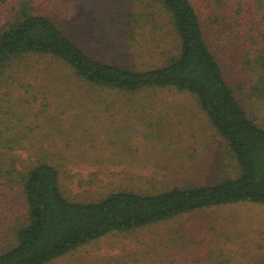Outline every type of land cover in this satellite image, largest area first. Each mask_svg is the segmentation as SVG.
<instances>
[{
  "label": "trees",
  "instance_id": "1",
  "mask_svg": "<svg viewBox=\"0 0 264 264\" xmlns=\"http://www.w3.org/2000/svg\"><path fill=\"white\" fill-rule=\"evenodd\" d=\"M68 3L103 14L116 41L106 47L69 23L59 12ZM231 36L264 84V0H0V207L22 212L10 220L0 264H51L111 233L214 207L264 206V125L249 116L238 98L244 87L228 80L216 50ZM161 90L194 97L231 154L232 174L75 196L66 184L71 157L46 130L69 121L62 133H71L93 107Z\"/></svg>",
  "mask_w": 264,
  "mask_h": 264
},
{
  "label": "rangeland",
  "instance_id": "2",
  "mask_svg": "<svg viewBox=\"0 0 264 264\" xmlns=\"http://www.w3.org/2000/svg\"><path fill=\"white\" fill-rule=\"evenodd\" d=\"M59 12L93 40L102 38L106 47L116 41L103 14L96 17L70 3ZM230 41L216 46L227 78L244 87L238 98L249 116L264 125V84L236 48L235 37ZM135 102L107 104L100 113L93 107V117L80 119L71 133H62L69 121L62 122L61 131L46 130H51V143L58 141L71 157L66 184L75 196L95 199L119 187L156 192L232 174L231 154L194 97L161 90ZM81 129L88 131L85 136L78 135ZM18 210L10 216L0 207V246L9 239L10 220L22 218ZM51 264H264V206L214 207L133 232L111 233Z\"/></svg>",
  "mask_w": 264,
  "mask_h": 264
}]
</instances>
